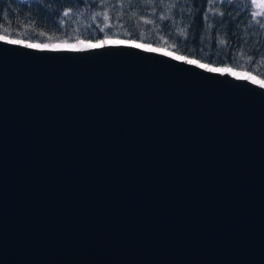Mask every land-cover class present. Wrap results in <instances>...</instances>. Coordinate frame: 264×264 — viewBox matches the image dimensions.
<instances>
[{
  "label": "water",
  "instance_id": "1",
  "mask_svg": "<svg viewBox=\"0 0 264 264\" xmlns=\"http://www.w3.org/2000/svg\"><path fill=\"white\" fill-rule=\"evenodd\" d=\"M0 36V264H264V88Z\"/></svg>",
  "mask_w": 264,
  "mask_h": 264
},
{
  "label": "trees",
  "instance_id": "2",
  "mask_svg": "<svg viewBox=\"0 0 264 264\" xmlns=\"http://www.w3.org/2000/svg\"><path fill=\"white\" fill-rule=\"evenodd\" d=\"M262 11L252 0H0V34L48 45L130 39L264 80V27L252 19Z\"/></svg>",
  "mask_w": 264,
  "mask_h": 264
},
{
  "label": "snow or ice",
  "instance_id": "3",
  "mask_svg": "<svg viewBox=\"0 0 264 264\" xmlns=\"http://www.w3.org/2000/svg\"><path fill=\"white\" fill-rule=\"evenodd\" d=\"M212 2H213V0H208L209 4H212ZM252 2H253V4H255L256 0H252ZM261 7H264V5H262ZM209 11H212V9L210 8ZM65 15H67V12H65ZM221 15H223V13H221ZM260 17H264V11H262L258 14L257 13L252 14V19L255 20L260 25V27H264V22H261ZM104 19L105 20L108 19L107 14H105ZM162 19H163V17H162ZM106 27H108L107 24H105L104 27H101L100 31L104 32ZM41 35H43V33H41ZM181 35H186V33L182 31ZM0 39H6V37L0 36ZM8 42L12 43V44L25 43L22 40H9ZM224 42H225L224 40L220 41L221 44H223ZM105 44H133L136 48H147V50L150 52L161 51V49L151 47L150 45L137 43L136 41H131V40H120V39L110 38L107 35H105L103 39L97 40L95 42H92L91 40H88V41L81 40V39H79V37H77L76 43H74V44H70L67 41H64L61 44L51 45V46L47 45V44H36V43H29L27 46L30 48L65 47V48H70V49H76L79 46V47H83V48L95 49V48H100ZM164 54L168 55V56H175V59H177V60H186L188 64L199 65L200 68L208 69L210 72H228L230 74H235V73H232V70L230 68H227V67H224V68L212 67L211 65H209L207 63H202L196 59H188L185 56L175 55L173 52H165ZM251 79L253 80L254 83H261L262 85H264V80L257 81L254 76L251 77Z\"/></svg>",
  "mask_w": 264,
  "mask_h": 264
},
{
  "label": "bare ground",
  "instance_id": "4",
  "mask_svg": "<svg viewBox=\"0 0 264 264\" xmlns=\"http://www.w3.org/2000/svg\"><path fill=\"white\" fill-rule=\"evenodd\" d=\"M145 49H147V48H145ZM204 63V62H203ZM210 65V64H209ZM198 67H199V65H197ZM212 67H219V68H224V67H226V66H214V65H211ZM200 68V67H199ZM228 68V67H227ZM201 69H205V68H201ZM205 70H208V69H205ZM219 73H225V74H228L229 76H231V77H234V78H243L245 81H247V82H249V83H251V84H253V85H255V86H259V87H262V88H264V85H262L261 83H254L253 82V80L251 79V77L252 76H239V74H237L238 73V71H234V70H232V73H235V74H230V73H228V72H219ZM256 78V80L257 81H260V79L259 78H257V77H255Z\"/></svg>",
  "mask_w": 264,
  "mask_h": 264
},
{
  "label": "rangeland",
  "instance_id": "5",
  "mask_svg": "<svg viewBox=\"0 0 264 264\" xmlns=\"http://www.w3.org/2000/svg\"><path fill=\"white\" fill-rule=\"evenodd\" d=\"M255 4L257 5V6H262V5H264V0H256V2H255ZM72 44H74V43H72ZM107 45H109V44H107ZM76 49H78V50H87V49H89V48H83V47H77ZM237 74H239V76H252L253 77V75H250V74H248V73H246V72H240V71H238V73ZM255 77V76H254ZM261 80V79H260Z\"/></svg>",
  "mask_w": 264,
  "mask_h": 264
}]
</instances>
